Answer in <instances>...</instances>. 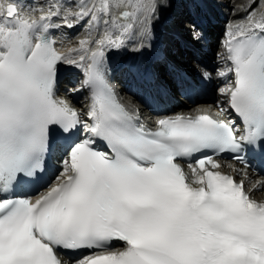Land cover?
Returning a JSON list of instances; mask_svg holds the SVG:
<instances>
[{
  "label": "snow or ice",
  "instance_id": "snow-or-ice-1",
  "mask_svg": "<svg viewBox=\"0 0 264 264\" xmlns=\"http://www.w3.org/2000/svg\"><path fill=\"white\" fill-rule=\"evenodd\" d=\"M157 7V0H81L75 12L54 3L37 18L36 9L22 15L18 3L0 0V264H64L62 256L69 264H264V202L215 159L231 153L247 168L242 153H264V15L249 14L228 31L229 63L218 72L232 78L219 92L242 133L207 114L161 118L150 131L117 101L104 60ZM54 18L69 28L102 23L103 34L94 49L83 39L75 54H61L49 35L61 26ZM60 63L84 71L91 105L83 127L55 95ZM197 153L212 155L188 162L189 180L179 160ZM53 157L55 178L27 194Z\"/></svg>",
  "mask_w": 264,
  "mask_h": 264
},
{
  "label": "bare ground",
  "instance_id": "bare-ground-1",
  "mask_svg": "<svg viewBox=\"0 0 264 264\" xmlns=\"http://www.w3.org/2000/svg\"><path fill=\"white\" fill-rule=\"evenodd\" d=\"M74 1H78V4H74L75 2ZM73 2H71V1H69V0H53V4L55 3V4H58L60 7H61V5H62V2H65V5L63 6V7H61V11H62V13H63V11L65 10V9H70L71 11H73V12H75V11H77L78 9H79V7H80V3H81V0H74ZM169 1V0H168ZM248 0H234V2L232 3V4H230V0H224L223 1V5L224 6H226V7H228V8H231V7H233V5L234 4H237V3H240V4H243V5H246V2H247ZM68 2V3H67ZM74 4L73 6H72V4ZM168 3V2H167ZM166 3V4H167ZM260 10H264V5L262 4L261 6H260ZM180 16H183V12L181 11L180 12ZM54 23H58V24H61L62 23V21L60 20V19H55L54 20ZM56 29V36H58V35H60L61 34V30H60V28H55ZM94 33V32H93ZM87 34H89V32L88 31H82V35H81V37H83V36H85V35H87ZM95 35H97V33L95 34ZM63 36H66V34H64ZM68 37L69 38H72V36L69 34L68 35ZM65 40H67L68 38L67 37H65L64 38ZM74 43H76V41H73ZM66 43H68V41H66L65 42V44ZM74 43H72L71 45L73 46L74 45ZM70 45V46H71ZM70 46H68V47H70ZM57 47L58 48H62V44L61 45H58L57 44ZM105 72H106V74H108V71L107 70H105ZM203 102H205V101H203ZM257 195L258 196H260V197H262L263 199H261V200H264V189H261V191H259L258 193H257ZM257 198H259V197H257Z\"/></svg>",
  "mask_w": 264,
  "mask_h": 264
},
{
  "label": "rangeland",
  "instance_id": "rangeland-1",
  "mask_svg": "<svg viewBox=\"0 0 264 264\" xmlns=\"http://www.w3.org/2000/svg\"><path fill=\"white\" fill-rule=\"evenodd\" d=\"M223 2V1H222ZM247 3V2H246ZM224 6V5H223ZM226 7V6H225Z\"/></svg>",
  "mask_w": 264,
  "mask_h": 264
}]
</instances>
